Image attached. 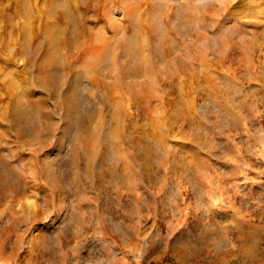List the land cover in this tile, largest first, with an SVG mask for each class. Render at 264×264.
I'll list each match as a JSON object with an SVG mask.
<instances>
[{"label": "rangeland", "instance_id": "obj_1", "mask_svg": "<svg viewBox=\"0 0 264 264\" xmlns=\"http://www.w3.org/2000/svg\"><path fill=\"white\" fill-rule=\"evenodd\" d=\"M0 189V264H264V0H0Z\"/></svg>", "mask_w": 264, "mask_h": 264}, {"label": "bare ground", "instance_id": "obj_2", "mask_svg": "<svg viewBox=\"0 0 264 264\" xmlns=\"http://www.w3.org/2000/svg\"><path fill=\"white\" fill-rule=\"evenodd\" d=\"M11 181H12V180H9L5 186L3 185L4 188L7 187V188H9L10 190L18 191L17 187H15V185H13V184L11 183ZM11 194H12L14 197H16V196H18V195L22 196L23 193H22V194H21V193H11ZM0 195L4 196V191H3L2 189H0Z\"/></svg>", "mask_w": 264, "mask_h": 264}]
</instances>
